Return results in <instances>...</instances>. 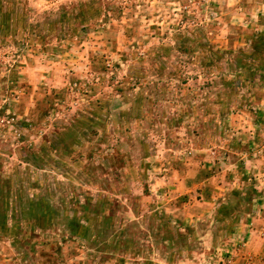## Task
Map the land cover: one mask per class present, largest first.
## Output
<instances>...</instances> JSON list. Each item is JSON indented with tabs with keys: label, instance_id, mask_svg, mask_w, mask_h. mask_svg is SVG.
I'll use <instances>...</instances> for the list:
<instances>
[{
	"label": "rangeland",
	"instance_id": "obj_1",
	"mask_svg": "<svg viewBox=\"0 0 264 264\" xmlns=\"http://www.w3.org/2000/svg\"><path fill=\"white\" fill-rule=\"evenodd\" d=\"M82 3L101 11L88 23L76 21L70 33L53 31L31 47L21 32L0 35V162L6 173L16 170L17 150L58 142L56 130L90 101L115 93L109 85L117 83L115 69L94 73L92 55L111 59L121 78L129 65H145L163 41L175 63L178 50L189 48L183 59L193 61L182 68L190 77L177 97L183 90L203 97L162 100L168 115L183 108L191 113L177 114L169 125L163 117L149 148L130 136L140 128L137 119L113 116L106 126L117 127L115 134L102 141L63 136L75 148L63 154L67 164L54 166L61 163L54 159L53 177L67 180L93 152V165L110 174L96 172L89 187L104 185L106 202L120 201L118 219L136 215L137 242L126 251L97 252L79 238L52 243L45 233L36 239L34 264H264V59L244 56L264 33V0H4L9 13L28 24ZM116 144L121 153L112 161ZM56 154L47 150L46 157L52 161ZM11 242L0 232V264H24Z\"/></svg>",
	"mask_w": 264,
	"mask_h": 264
},
{
	"label": "trees",
	"instance_id": "obj_2",
	"mask_svg": "<svg viewBox=\"0 0 264 264\" xmlns=\"http://www.w3.org/2000/svg\"><path fill=\"white\" fill-rule=\"evenodd\" d=\"M100 11V7L90 3L63 5L44 15L36 23L28 24L22 16L9 13L4 0H0V35H6L7 32L12 31L21 32L24 46L31 47V44L45 41L48 38L47 34L53 31L59 30L62 34L74 31L76 23H78L76 21H80V24L88 23L89 20L94 19V13ZM110 11L112 9H107V12ZM86 29L85 26H82V30ZM263 34H259L258 38L252 40L254 41L251 46L253 50L245 52L244 56L252 57L251 60H256L259 57L261 60L264 59L262 55L264 54ZM166 45L164 41L156 45L150 50L152 56H147L145 65H129L121 78H116L118 65L112 64L111 59L100 58L96 54L92 55L91 69L94 73L115 69L112 78H115L117 83L109 84L114 85L115 93L90 101L89 109L79 111L76 116L71 118L70 124L63 126L62 135L71 136V142H75L77 139L92 141L94 138L102 141L104 138L107 139L108 135L113 137L115 134L117 127L113 131L107 129L106 126L107 121L111 120L113 116L117 121L137 119V124L140 126L137 131L139 134L132 133L133 135L130 136H134V139H137L145 149L150 147L148 139L152 138L151 134L158 136L160 120L163 117H167L169 125L173 120L180 119L177 114L183 118L189 116L191 111L186 108H183L180 113L172 112L171 115L161 109L160 102L162 100L171 103L173 102L171 99H202L203 97L201 92L186 93L184 90L183 94L177 97L182 85L185 86L190 77L186 75L187 73L185 74L183 66L189 65L188 62L193 60L183 59V55L189 53L190 49L182 48L175 55L176 63L170 61L165 50ZM241 53L243 54V52ZM239 66L243 67L244 65L240 63ZM126 103L129 104L128 108L114 111ZM66 143L69 145V142ZM74 147L64 146L65 153L71 154ZM23 150L20 159L30 162L27 160V155L35 156L43 166L42 168L45 169L47 176L45 183L37 186L38 182L30 181V176H33L35 170L25 172L27 177L22 179L19 167H16V171L13 173H5L2 170L3 163L0 162V232L6 231L11 235L16 253L24 264L35 263V254L38 252L36 239L45 233L50 236L51 240L49 241L52 243H65L79 238L88 244L89 249L97 252L113 253L116 248L126 251L130 245L137 242L135 236L138 233L139 222L135 219L136 215L129 221L124 218L118 219L116 210L121 206L120 201L117 199L115 203L106 202L108 200L105 194L107 188L104 185L98 188L96 194L87 188L88 185L94 184L95 180H98L96 172L110 174L103 166L93 165V152L88 156L91 164L82 161L78 170L72 171L71 174L67 173V180H57L51 173L53 171L45 167L40 153L28 148ZM120 153V148L116 144L113 147V156L111 154L108 158L113 161L114 155H120ZM123 157H125V153ZM59 159L61 163H65L62 158ZM47 161L50 163V159ZM117 168L121 167L113 169ZM27 180L26 185L24 183ZM101 182L104 184L107 180L102 177ZM28 184L32 188H37L38 193L34 192L33 195H30L29 192L32 189L27 187ZM153 227V225L147 226L146 232H151ZM142 231H140L141 234L147 235Z\"/></svg>",
	"mask_w": 264,
	"mask_h": 264
},
{
	"label": "crops",
	"instance_id": "obj_3",
	"mask_svg": "<svg viewBox=\"0 0 264 264\" xmlns=\"http://www.w3.org/2000/svg\"><path fill=\"white\" fill-rule=\"evenodd\" d=\"M57 132H59L60 134H58L57 132H55L54 133V135L56 136V137H58L57 138V140H58V142H56V143H54L52 140H49V141H47V142H45V145H42V147L40 148V149H37V150H35V149H33V151H35L36 153H40L41 155H42V159H43V161H44V164L46 165L45 167H47V168H51L52 167V165H53V163H55V160L54 159H59V158H62L63 159V154L64 155H69V153H65V151H64V146L66 147V146H70V145H68L67 143H66V141H62L61 140V136L63 137L64 135H62L63 134V130H61V129H59V130H56ZM137 134H139V132H136ZM66 137H68L69 138V136H66ZM148 139V138H147ZM81 140H83V139H81ZM85 140V139H84ZM85 141H89V140H85ZM148 141H149V143H151L150 141H152V138L151 139H148ZM73 146H75V145H73ZM70 147H72V146H70ZM75 148V147H74ZM141 149H143V148H141ZM47 150H48V152H51V153H53V151L54 150H56V152L58 153V154H56V155H52L51 156V159H52V161H50L52 164H50L47 160ZM21 154H23V152L22 151H20V149L19 150H17V154L16 155H18V158H19V160L21 161H18L16 164H15V166H17V167H19V171H21V173H20V177L22 178V179H25V176L27 177V174H25V172L27 173V171H32V170H35V172L33 173V176H30V178H31V182H38L37 183V186L40 184H44L45 183V181H46V175H45V169L44 168H42L43 166H41V164H40V162H39V160L38 159H36L35 158V156H33V155H31V154H29V155H27V160H29L30 162H25V161H22L20 158H22V155ZM36 155V154H35ZM37 156V155H36ZM38 157V156H37ZM60 160V159H59ZM34 164V165H33ZM50 164V165H49ZM55 165H59V166H63V163H58V164H54V166ZM42 168V171L40 170ZM5 173H6V170H5V166H4V164H3V169H2ZM16 171V170H15ZM14 171V172H15ZM141 171V169L138 171V172H140ZM12 173H13V171H12ZM44 179V180H43ZM58 180V179H57ZM27 182H28V180L26 181V183H24V184H26L27 185ZM110 182V181H109ZM95 187H96V189H94V190H96V191H94L93 189H91L90 187H89V185L87 186V188L88 189H90V190H92V193H94V194H96L97 192H98V188L99 187H101V184L100 185H94ZM27 187H30V189H32L29 193H30V195H33V193L34 192H36V193H38V189L37 188H32V186L30 185V184H28V186ZM110 189V188H109ZM72 241H68L67 243H71ZM11 244L14 246V243H12L11 242ZM15 249V248H14Z\"/></svg>",
	"mask_w": 264,
	"mask_h": 264
}]
</instances>
